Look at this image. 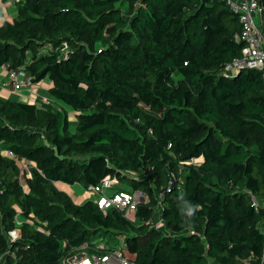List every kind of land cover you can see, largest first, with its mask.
<instances>
[{
	"label": "trees",
	"instance_id": "1",
	"mask_svg": "<svg viewBox=\"0 0 264 264\" xmlns=\"http://www.w3.org/2000/svg\"><path fill=\"white\" fill-rule=\"evenodd\" d=\"M15 1L0 66L49 76L64 107L0 98V264H62L95 241L136 264H264V77L225 74L245 47L229 0ZM109 178L149 195L137 223L55 185ZM160 202L171 234L152 227Z\"/></svg>",
	"mask_w": 264,
	"mask_h": 264
},
{
	"label": "built area",
	"instance_id": "2",
	"mask_svg": "<svg viewBox=\"0 0 264 264\" xmlns=\"http://www.w3.org/2000/svg\"><path fill=\"white\" fill-rule=\"evenodd\" d=\"M232 10L239 15L242 25L241 32L237 34L238 41L243 42L245 47L242 56L235 58L225 68V74L229 77L236 76L239 72L247 69L261 71L264 77V31L259 26L258 17L264 21V8L261 7L257 0H229ZM8 76L12 87L15 91L31 89L33 83L31 78L23 71V69L8 70ZM2 155L8 158H15V154L11 150H2ZM202 161V158H192L183 164L192 165ZM31 163L27 160L21 162L20 173L22 182L25 176L30 173ZM117 179H105L100 184L90 187L89 191L94 196V200L99 209L105 213L110 210H117L127 219L136 222V211L140 204H148L149 195L144 190H133L128 186L121 184ZM173 180L170 181V185ZM120 185L115 189V193L110 194L108 191ZM163 198V195H160ZM255 206L259 205L256 198H253ZM157 211L160 210L162 202L158 204ZM161 212V210H160ZM134 216H131V214ZM162 219V218H161ZM161 223H164L163 220ZM21 222L17 221V226H21ZM159 223L154 219L152 227L158 229ZM264 232V227L262 228ZM9 241L12 243L20 238V229H14L8 232ZM68 240L63 241V246H68ZM124 245V244H123ZM123 245L119 244L116 248L109 247L105 241H95L93 243H84L80 247L74 248L72 254L67 256L62 264H136L134 260L126 257L123 252Z\"/></svg>",
	"mask_w": 264,
	"mask_h": 264
},
{
	"label": "crops",
	"instance_id": "3",
	"mask_svg": "<svg viewBox=\"0 0 264 264\" xmlns=\"http://www.w3.org/2000/svg\"><path fill=\"white\" fill-rule=\"evenodd\" d=\"M240 1V0H233ZM17 14L16 1L0 0V25L5 22H12ZM260 28L264 31V21L261 17L257 18ZM52 87V82L50 79H44L37 85H33L31 89H24L21 91H15L11 85L8 69L5 66H0V98L4 100L22 101L26 103H37L39 101H48L56 104L59 107H64L60 102L50 99L49 90ZM70 110V109H69ZM72 126H76L75 113L70 110ZM59 190H62L70 195L76 204H82L87 200L94 199V196L86 191L80 184L66 185L61 182L55 183ZM264 227V221L260 224V228Z\"/></svg>",
	"mask_w": 264,
	"mask_h": 264
},
{
	"label": "rangeland",
	"instance_id": "4",
	"mask_svg": "<svg viewBox=\"0 0 264 264\" xmlns=\"http://www.w3.org/2000/svg\"><path fill=\"white\" fill-rule=\"evenodd\" d=\"M99 46L97 45L96 49L98 48ZM45 79H50L49 76H47ZM121 185V184H120ZM120 185H116L114 188L110 189L108 192L110 194H113L115 193V189L118 188ZM92 194V193H91ZM163 207L161 205V208L160 210H162ZM160 210L157 211L156 213V216H155V220L157 223H159V226L157 227L159 230H162L164 231L165 233L167 234H171V231L169 230V228L165 225V223H161L162 222V219H161V214H160ZM131 216H134V214L132 213ZM136 222H137V219H136Z\"/></svg>",
	"mask_w": 264,
	"mask_h": 264
},
{
	"label": "water",
	"instance_id": "5",
	"mask_svg": "<svg viewBox=\"0 0 264 264\" xmlns=\"http://www.w3.org/2000/svg\"><path fill=\"white\" fill-rule=\"evenodd\" d=\"M242 72V71H241ZM241 72H239L237 75H240L241 74Z\"/></svg>",
	"mask_w": 264,
	"mask_h": 264
}]
</instances>
